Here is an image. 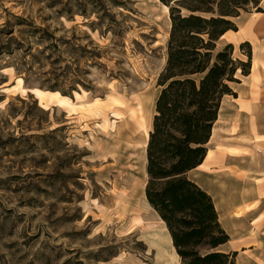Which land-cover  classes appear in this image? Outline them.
Here are the masks:
<instances>
[{
	"label": "rangeland",
	"instance_id": "374dc122",
	"mask_svg": "<svg viewBox=\"0 0 264 264\" xmlns=\"http://www.w3.org/2000/svg\"><path fill=\"white\" fill-rule=\"evenodd\" d=\"M248 1L243 18L258 13ZM162 4L0 0V264H182L160 257L165 232L146 195L119 210L148 182L141 125L153 128L172 26ZM233 48L247 63L250 45ZM32 89L82 106L41 109Z\"/></svg>",
	"mask_w": 264,
	"mask_h": 264
},
{
	"label": "trees",
	"instance_id": "16d2710c",
	"mask_svg": "<svg viewBox=\"0 0 264 264\" xmlns=\"http://www.w3.org/2000/svg\"><path fill=\"white\" fill-rule=\"evenodd\" d=\"M159 1L169 7L172 26L167 65L158 82L161 94L146 149L147 202L166 224L182 264H237L236 253L219 249L230 236L218 221L212 197L187 174L206 158L221 99L235 96L228 82L235 81L240 69L243 76L250 73L251 51L246 63L233 59L232 45L219 51L217 48L227 32L238 30L235 19L250 3ZM251 3L258 13L262 12L261 0Z\"/></svg>",
	"mask_w": 264,
	"mask_h": 264
},
{
	"label": "crops",
	"instance_id": "0c3cea01",
	"mask_svg": "<svg viewBox=\"0 0 264 264\" xmlns=\"http://www.w3.org/2000/svg\"><path fill=\"white\" fill-rule=\"evenodd\" d=\"M260 8L261 13L240 15L238 30L225 34L237 40L228 42L233 47L249 43L250 73L231 87L235 96L221 99L206 158L187 174L212 197L218 221L230 236L219 249L236 253L237 264H264V0ZM121 149L116 148L114 155ZM144 152L142 166L147 179L146 149Z\"/></svg>",
	"mask_w": 264,
	"mask_h": 264
},
{
	"label": "bare ground",
	"instance_id": "6f19581e",
	"mask_svg": "<svg viewBox=\"0 0 264 264\" xmlns=\"http://www.w3.org/2000/svg\"><path fill=\"white\" fill-rule=\"evenodd\" d=\"M162 6H163L165 14L169 15V11H170L169 7L165 6L164 4H162ZM228 33H231V31H229ZM223 38H226L229 42H233V43L237 42V40L234 37H232L231 34L225 35V36H223ZM17 82H18V88L21 89V86H22L21 79H18ZM21 90L23 91V93L26 92V89H21ZM31 93L34 96H36L37 100L39 101V107L41 109H47L48 106H50L51 104L57 105L59 107L65 106V107H68L70 109L75 108L76 106H82V104L77 105L76 103L72 102V100L69 97L62 96L58 92H49V91H41L38 89H32ZM75 95L77 97V100L83 99V95H80L79 93H76ZM112 117H114L115 122L119 121V119L122 118L121 114H116V113H113ZM143 120L145 122V119H143ZM144 124L145 125H141V129H143V130L145 129V133H144L145 140L142 141L140 143V145H142L144 147V149H147V146L149 143V138H150L149 137L150 130L148 131L146 129L147 128V122H145ZM212 155H213L212 153L209 154L210 157ZM145 186H146V184H144L143 187H141L140 185H133L129 190V191H131L129 193L131 196H129L128 198H127V196H125V193L122 194L121 195L122 196L121 201H120L121 206L119 207V210L120 211L123 210L124 211L123 213L125 215L130 214L132 212H136V210H138L137 208L139 207V204L136 205V208H135L133 203H136L135 199H136V197L140 196V194L144 195ZM156 216H157V214H156ZM157 218H158L159 222L161 224H163V228H164V232H165L164 236H161V237L158 236V238H159L158 240L154 239L155 243H157V246H158V248H157L158 253H159L160 257H162L163 259H167L170 257V260L173 261V260L179 258V256H178L177 252H175V249H174V246L172 243V238L168 232L166 224H164V222L158 216H157ZM141 222H143L142 217L137 216V217L133 218V221L131 222V224L134 227ZM133 231L134 230L129 231L128 234H132ZM168 249L170 250V253L168 252Z\"/></svg>",
	"mask_w": 264,
	"mask_h": 264
}]
</instances>
